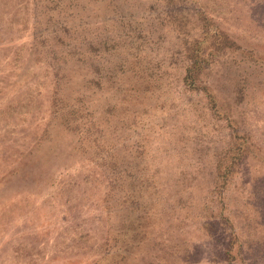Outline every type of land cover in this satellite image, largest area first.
<instances>
[{
  "label": "rangeland",
  "instance_id": "rangeland-1",
  "mask_svg": "<svg viewBox=\"0 0 264 264\" xmlns=\"http://www.w3.org/2000/svg\"><path fill=\"white\" fill-rule=\"evenodd\" d=\"M170 5L172 19L180 17L189 36L194 15L201 12L237 44L238 49L219 56L214 68L223 71L232 65L228 73L239 87L231 103L234 128L228 129L197 94L182 88L179 43L184 39L171 31L158 34L172 28L161 19L166 11L162 3L0 0V264H264V0H174ZM109 11L141 19L143 31L145 23L156 31L144 41L135 32L120 39L124 45L135 37L141 44L147 41L131 56L148 61L144 66L158 79L151 101L141 98L128 107L123 96L117 108L130 111V157L140 150L149 157L153 153L144 175L150 178L149 195L143 193L137 202L142 217H117V205L108 214L107 170L90 159L88 148L78 150L55 123L43 133L52 82L41 55L30 52L33 26L36 42L46 27L52 31L62 25L73 30L70 41H95L103 25L110 28L112 15L103 17ZM75 73L71 67L72 77ZM90 96L95 118L103 113L104 127L114 122L115 111L104 113L97 100L100 92L91 88ZM118 128L125 137V127ZM231 132L243 136L248 149L220 185L215 163ZM118 140L116 149L122 143ZM125 174H133L135 182L119 187L122 196L141 173ZM125 220H135L130 238H119L130 241L129 247L115 242Z\"/></svg>",
  "mask_w": 264,
  "mask_h": 264
},
{
  "label": "trees",
  "instance_id": "trees-1",
  "mask_svg": "<svg viewBox=\"0 0 264 264\" xmlns=\"http://www.w3.org/2000/svg\"><path fill=\"white\" fill-rule=\"evenodd\" d=\"M151 1L163 4L166 11L161 14L163 15L161 19H166L167 24L172 27L168 28L167 26L162 31H157L158 34L162 36L165 32L168 34L171 31L177 37L184 39L179 43L183 64L182 73L179 77L182 88L185 91L197 94L204 107L213 113L216 119L225 122L228 129L234 128L232 125L234 121L231 103L239 95V87L235 85L233 78L231 79V75L228 73L232 65H225L227 70L224 68L223 71H214V68L219 56L226 54L225 52H233L238 49L237 44L212 18L201 12L194 15L195 25L191 31L192 34L189 36L190 30L186 31L183 28L185 23L180 17L172 19L173 12L170 11L169 6L174 0ZM114 6L119 7L117 4ZM139 6H141V3L137 7ZM119 12L109 11V13L103 15V17L112 15L110 28L103 25V28L98 32L100 38L95 41L86 38H82L78 42L70 41L69 36L73 30L62 25V27L60 26V28L52 31H48L46 27L41 32L42 39H38L36 42V28L33 26L31 29L30 52L35 56L41 55L42 62H45L49 68L52 82L49 97V119L45 124L43 133L46 134L52 123H55L73 138V141L79 147L78 150L86 152V148H88L90 159L98 167L107 170V173L111 176L109 177L108 191L104 200L108 214L115 210L117 205L115 212L117 217L123 215H125L124 217H142L137 202L143 198V193L149 195L147 185L150 178L144 177V175L149 165L147 159L153 158V153L149 157L150 154H147V150L143 152L140 150L130 157L129 146L126 145V142H128L127 136H129L126 132V125L129 123L128 114L130 112L127 106L129 107L131 103L132 105L138 104L141 98L151 101L154 98L151 89L156 87L155 84L158 79H155L150 73L149 65L144 66L148 64V61H144V59L137 61V57L134 58L136 61H133L131 56L133 52L140 51L147 41L141 44L136 41L135 37L129 44L124 45L120 43V39L123 34L127 38H132L135 32L137 38L144 41V39H151L150 36L156 31L151 29L147 23L143 25L145 30L143 31L140 25L141 19L133 20L122 17V15L119 16ZM77 18L79 19L80 16ZM45 19L50 22V18ZM159 25L163 28L162 24ZM110 32H113L111 38L108 36ZM123 41L128 43L124 38ZM102 57L103 59L100 60ZM149 63L151 62L149 61ZM137 65L140 66L137 67ZM71 67H75L78 71L73 77L70 74ZM124 72L127 76L122 75ZM217 72L219 75H217ZM210 78H212L211 82L209 81ZM134 84L141 86L136 89L133 87ZM91 88H95L100 92V97L98 96L100 99L97 100H100L101 105L104 106L102 108L104 113L111 109L113 112L115 111L114 122L107 123L105 127L101 121L103 113L97 114V118H95L96 111L88 106L90 103L89 98H91ZM123 96H125L127 106L125 109L117 110ZM107 98H111L112 101ZM116 112L120 117H116ZM139 120L142 121L141 118ZM118 127H125V130L123 128V132L126 134L125 137L122 136L123 133L119 131ZM231 133L232 138L230 136L227 145L221 149L222 153H219L215 163V175L218 179L216 181L220 185L225 184V180L229 178V175L234 173L248 149V144L243 136L236 135L234 132ZM119 137L122 143L121 147L116 149V142L119 141ZM36 145H39V143ZM29 153L27 152L19 158L18 165L15 168L21 167ZM123 172L141 173L139 174L140 180L135 183V186L130 187V191H127L125 196L121 195L123 185L126 183L129 185V182L131 185L135 181L132 178L133 174H125L124 177L121 175ZM3 180L4 176L0 177V181ZM134 224L135 220L121 222L120 226L124 228L122 230L124 233L121 231L115 242L120 245L124 242L123 244L129 247L131 245L130 241L120 242L119 238H124L123 240L130 238L129 229L131 230Z\"/></svg>",
  "mask_w": 264,
  "mask_h": 264
}]
</instances>
